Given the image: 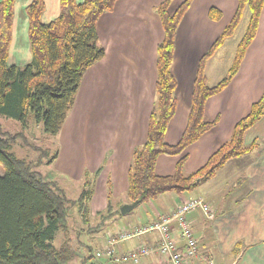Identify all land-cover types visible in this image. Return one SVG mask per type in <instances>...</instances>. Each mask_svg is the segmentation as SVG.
I'll use <instances>...</instances> for the list:
<instances>
[{"label": "crops", "instance_id": "crops-1", "mask_svg": "<svg viewBox=\"0 0 264 264\" xmlns=\"http://www.w3.org/2000/svg\"><path fill=\"white\" fill-rule=\"evenodd\" d=\"M32 1L15 0L8 50L10 64L25 65L32 60L26 12ZM43 1L41 20L49 22L58 17L61 0ZM162 1L118 0L112 10L98 19V42L105 48V54L85 70L74 105L58 132L62 147L75 157L74 160L87 157V166L82 165L80 169L94 173L92 197L105 179L110 189L107 199L116 190L127 189L128 194L133 152L147 138L149 116L157 98V48L164 38L157 8ZM182 1L174 0L171 9ZM211 7L222 11L220 19L210 17ZM237 7L238 0H191L179 24L172 65L178 82L177 108L166 132V141L170 144L177 143L186 128L201 59L231 21ZM215 53L204 64L209 84L207 67ZM233 59L234 56L228 69ZM263 91L264 7L255 38L238 72L222 91L207 101L205 119L210 122L217 119V123L187 148L186 173L201 168L228 140L236 123L250 112ZM244 143H255V146L246 154L229 159L212 177L200 181L192 189L193 194L183 197L178 195L179 192L175 195L168 191L165 193L170 195L162 193L155 197L158 209L139 225H149L190 198L201 197L214 216L209 218L198 209L187 214L198 242L199 257L193 264H204L208 260H214L215 264H264V114L246 130ZM178 159L179 156L160 155L157 172L173 173ZM126 203H130V198ZM92 210L95 215L103 211L93 207L89 215H93ZM173 232L177 241L183 244L175 224ZM138 238L136 242L119 243L118 250L125 252L140 244H154L158 234L153 231ZM101 241L104 242V238ZM160 261L155 254L143 257L138 263L127 261L122 264H156Z\"/></svg>", "mask_w": 264, "mask_h": 264}, {"label": "trees", "instance_id": "trees-1", "mask_svg": "<svg viewBox=\"0 0 264 264\" xmlns=\"http://www.w3.org/2000/svg\"><path fill=\"white\" fill-rule=\"evenodd\" d=\"M117 1L61 0L59 16L43 22L44 1L33 0L26 7L32 60L17 65L8 61L15 0H0V114L26 121L31 112L42 122L45 133L58 134L74 105L85 70L105 54V48L98 42L97 22ZM173 1L163 0L157 8L164 29V38L157 48V98L149 116L147 138L133 152L128 172L130 202L139 199L141 203L168 191L191 190L200 181L212 177L229 159L254 148L255 143H244V134L264 114L263 91L250 112L236 123L228 140L207 162L196 171L185 172L187 148L217 123V119L212 122L205 119L207 101L222 91L238 72L255 38L264 0H238L233 18L201 59L186 128L180 140L170 144L166 141V132L177 108L178 82L172 71L176 34L191 4V0H184L172 10ZM246 9L250 15L233 62L225 77L210 85L205 61L234 34ZM209 14L215 20L222 17V11L216 7H211ZM19 138L41 150L37 162L10 151L12 143ZM48 152V149L31 144L23 132L12 134L0 127V165L3 168L0 174V264H68L74 255L86 264L92 257L71 248L69 217L70 207L76 202L82 216L88 217L87 202L94 192V182L86 178L79 198L69 199L59 182L46 179L34 168L42 163ZM160 155L179 156L173 173L157 172ZM56 157L57 154L51 160ZM116 212L109 202L107 216ZM107 216L101 215V218L104 220ZM59 230L64 232L66 239L55 246L53 241Z\"/></svg>", "mask_w": 264, "mask_h": 264}, {"label": "rangeland", "instance_id": "rangeland-1", "mask_svg": "<svg viewBox=\"0 0 264 264\" xmlns=\"http://www.w3.org/2000/svg\"><path fill=\"white\" fill-rule=\"evenodd\" d=\"M249 15V9H246L234 34L226 40L224 45L211 58V63L207 67V71H210V85L223 78L226 74L237 44L245 31ZM0 127L3 131L12 134L23 132L31 144L42 147V149H48L49 152L42 158V163L34 168L41 172L46 179L59 182L69 199L77 200L85 188V180H93V172L83 170V168L80 169L82 165H86L85 159L87 157H76V160H74L75 157L71 156L66 148L62 147L60 134L50 135L45 133L42 122H38L31 112L26 121L0 114ZM10 151L16 156L26 158L32 162H37L41 153V150L27 145L22 138L12 143ZM56 154L57 157L51 160ZM2 173L3 168L0 165V174ZM105 180L97 187L91 200L87 202L90 212L93 207L103 211L95 215L94 210H92L93 215L90 214L88 217H84L79 211L78 202L70 207V246L72 249L76 248L77 251L82 252L84 255H92V257L88 258L86 264H106L105 258L97 257L96 253L107 244L108 236L118 233L121 229L131 230L142 226L139 224L148 219L158 209V203L155 198H150L139 203L131 211L122 213V206L129 202L127 189L123 191L116 190L114 195H110L107 199V190L109 192L110 189L106 186ZM176 193L178 192L172 191V194L176 195ZM193 193L194 190L191 189L182 193L179 192L178 195L185 197ZM165 195L170 194L165 193ZM109 202L112 205L113 212H118L108 217L106 208ZM101 215L107 217L103 220ZM101 238H104V242L101 241ZM65 239L64 232L59 230V233H56L53 244L59 246ZM138 239L135 237L125 242L128 244L136 242ZM122 263L119 262V264ZM68 264H82L81 257L74 255Z\"/></svg>", "mask_w": 264, "mask_h": 264}, {"label": "built area", "instance_id": "built-area-1", "mask_svg": "<svg viewBox=\"0 0 264 264\" xmlns=\"http://www.w3.org/2000/svg\"><path fill=\"white\" fill-rule=\"evenodd\" d=\"M201 210L207 217L214 216L213 210L201 197L190 198L181 203L170 214L160 217L159 220L131 230H121L108 236L106 245L96 253L97 257L105 258L106 264L133 261L138 263L143 257L158 255L160 263L156 264H193L198 259V242L187 218V214L193 210ZM174 224L178 227L183 244L174 237ZM157 232V242L154 244H140L125 252L118 250V244L124 241L140 237L148 232ZM204 264H215L214 260H208Z\"/></svg>", "mask_w": 264, "mask_h": 264}, {"label": "water", "instance_id": "water-1", "mask_svg": "<svg viewBox=\"0 0 264 264\" xmlns=\"http://www.w3.org/2000/svg\"><path fill=\"white\" fill-rule=\"evenodd\" d=\"M140 200L137 199V200H134L130 203H126L122 206L121 208V212L122 213H127L129 211H131L135 206H137L139 204Z\"/></svg>", "mask_w": 264, "mask_h": 264}]
</instances>
